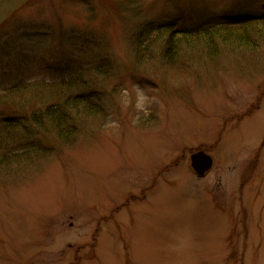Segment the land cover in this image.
Segmentation results:
<instances>
[{
	"label": "rangeland",
	"instance_id": "374dc122",
	"mask_svg": "<svg viewBox=\"0 0 264 264\" xmlns=\"http://www.w3.org/2000/svg\"><path fill=\"white\" fill-rule=\"evenodd\" d=\"M263 15L264 0H0V121L29 99L94 106L68 109L70 140L43 132L21 148L46 155L0 166V264H264V41L152 38ZM83 67L79 89L43 84Z\"/></svg>",
	"mask_w": 264,
	"mask_h": 264
},
{
	"label": "trees",
	"instance_id": "16d2710c",
	"mask_svg": "<svg viewBox=\"0 0 264 264\" xmlns=\"http://www.w3.org/2000/svg\"><path fill=\"white\" fill-rule=\"evenodd\" d=\"M152 30L156 32L153 34L152 38L159 39L161 37H168V46H171V40H178L180 38L188 41L198 39L212 40L215 38H227L233 43V45L243 44L238 47H244L247 50L254 51L258 48H255V45L250 42V34L258 32L261 39L264 41V15L249 16L243 19L240 23L221 24L219 26L205 29L202 32H180L171 26H158L154 27ZM152 38H150V40ZM150 40H148L147 37L143 40L142 44L138 48V56L140 54H145L151 48L153 42H150ZM143 44L144 46H142ZM94 69L95 68L93 67H83L68 79L43 84L50 85V90L54 91L56 95V91L60 88L68 90L76 88L79 89L84 86L85 78L90 75V73H95ZM25 90H27L25 87L14 88L12 89L11 94H15L20 91L25 92ZM84 96L85 97H82L81 99L77 96L78 99L67 100L66 102H62L59 97H56L58 100L57 102L59 103H57L55 107L52 106L47 108L45 111H41L42 113H38L37 109L28 110V108L33 105L31 99H29L27 105L22 102H17L20 109H18V113H12V115H14L13 119L0 121V166L21 162L27 163L31 161L32 157L46 155L49 151L46 147L40 146L41 144L21 148L22 141L41 137L40 135L43 132L53 130L60 139H64V141L70 140L71 137L75 135V131L71 129L69 125L72 120L69 110L76 105L82 106L86 109L92 107L94 108V106H92L93 101L91 99L93 97H89L90 95L85 94ZM74 110L77 111L76 108H74ZM10 132L15 133L16 136L14 137L12 134L9 138H7ZM10 138L12 139L9 140ZM19 141L20 143L17 145L19 152L15 153V151H13L14 147L9 148V146Z\"/></svg>",
	"mask_w": 264,
	"mask_h": 264
},
{
	"label": "water",
	"instance_id": "95a60500",
	"mask_svg": "<svg viewBox=\"0 0 264 264\" xmlns=\"http://www.w3.org/2000/svg\"><path fill=\"white\" fill-rule=\"evenodd\" d=\"M213 159L204 152L192 156V165L199 175H204L212 167Z\"/></svg>",
	"mask_w": 264,
	"mask_h": 264
}]
</instances>
